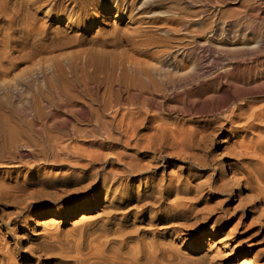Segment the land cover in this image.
<instances>
[{
  "label": "bare ground",
  "instance_id": "1",
  "mask_svg": "<svg viewBox=\"0 0 264 264\" xmlns=\"http://www.w3.org/2000/svg\"><path fill=\"white\" fill-rule=\"evenodd\" d=\"M205 1L0 0V264H264V0Z\"/></svg>",
  "mask_w": 264,
  "mask_h": 264
},
{
  "label": "rangeland",
  "instance_id": "2",
  "mask_svg": "<svg viewBox=\"0 0 264 264\" xmlns=\"http://www.w3.org/2000/svg\"><path fill=\"white\" fill-rule=\"evenodd\" d=\"M202 1H205V0H202ZM208 1V2H207ZM207 1H205L206 3H212L213 2V0H207ZM210 1V2H209ZM215 1V0H214ZM231 13H234V14H232V15H234V17L231 15ZM231 13H229L231 16H229V14H227L228 16H229V18H231V19H229L228 18V20L231 22V25L232 26H234V27H243V26H257V27H259V28H261L263 31H264V22L260 19V18H255L254 16H251V14H249V12L248 11H246V10H238V13H237V11H234V12H231ZM44 15V13L43 12H39V17H42ZM236 17V18H235ZM233 18H234V20H233ZM260 19V20H259ZM251 36L250 37H252L253 39L256 37L254 34H250ZM29 61V62H28ZM27 63V64H26ZM28 63H29V65H28ZM24 64H26V65H23V66H25L26 67V69H28V67L29 66H31L32 64H31V62H30V60H27V62H24ZM28 65V66H27ZM32 68H33V65L31 66ZM31 67H29V69H28V71H30L31 70ZM23 70H20V72L18 71V73L19 74H21L20 75V77H19V79L21 78V76H24V74L26 73V72H28L26 69L24 70V67L22 68ZM23 71V72H22ZM24 73V74H23ZM35 77H36V79L37 80H35V77H34V81L36 82V87H35V82L32 80H30L28 83H27V80L26 79H24L25 78V76L24 77H22L21 79L23 80V81H21L20 82V87H18L19 86V84H18V86L16 85V90H20L19 91V94H22L23 95V90H25V93H27V94H29L28 96H27V94L25 95L24 94V96H23V98H21L22 97V95H20V96H17L15 99L13 98V100H14V102H15V104H16V101L18 100L19 102H17V104L18 103H23L24 102V99L27 101V102H25V104L27 103L28 104V106H30V107H34V105H35V103H32V102H34L33 100H31V99H33V95L32 94H37V93H39V88H41V86H42V88H41V90L42 89H44L45 87H46V83H45V81H44V79H43V77H41L40 75L38 76V73L37 74H35L34 75ZM39 78H38V77ZM41 79H43V80H41V81H43V85H42V82H40V80ZM38 81V82H37ZM34 82V85L33 86H31L32 85V83ZM40 82V83H39ZM22 83H24V86L22 85ZM25 83H26V85H25ZM29 83H31V85H29ZM40 85V86H39ZM22 86H23V88H22ZM29 86H31L32 87V89H33V87H34V89L32 90L31 89V87L29 88ZM27 89V91H26V89ZM19 88H22V89H19ZM38 88V89H37ZM30 89V90H29ZM36 89V90H35ZM21 90L23 91L22 93H21ZM29 90V91H28ZM36 91H38V92H36ZM33 92V93H32ZM36 92V93H35ZM41 92V91H40ZM32 95V96H31ZM18 97H19V99H18ZM31 99H30V98ZM27 98L29 99V100H27ZM20 100H21V102H20ZM22 100H23V102H22ZM29 103H30V105H29ZM32 103V104H31ZM16 104V105H17ZM26 104V105H27ZM19 105V104H18ZM176 114H166V116L167 117H169L170 119H174V118H176L177 116H175ZM180 117V116H179ZM189 116H183V119H187ZM202 119H204L205 118V116H200ZM200 117H198V118H195V119H199ZM181 118V117H180ZM200 118V119H201ZM71 127V126H70ZM62 128V129H61ZM66 128V130L67 131H70V129H69V127L67 128V126L65 127H63V125H62V127H58V129H61V130H63V129H65ZM61 132H63V131H61ZM71 132V131H70ZM69 133V132H68ZM72 135H73V137H72ZM70 138V139H69ZM74 134L71 132V135H67V138L64 136L63 137V140H62V142L63 143H67L66 145H69L71 148H75V146H77V144L78 145H81V146H84V145H87L88 143L87 142H83V141H81V140H76V138H74ZM66 139V140H65ZM65 144H63V145H65ZM32 156H30L29 157V159L27 158L26 159V161L28 160V161H30V163H32L33 162V160H34V167L32 168V170H34V171H37V169L38 168H42V170H44V167L46 166V164H44V162H39V158H36V157H33L32 159ZM38 160V161H37ZM32 161V162H31ZM39 163V165H37ZM44 165H43V164ZM30 165H32V164H30ZM35 168V169H34ZM50 181H53V180H50ZM49 181V182H50ZM47 187V186H46ZM91 190H93V188L91 189ZM54 190L52 189V188H47V189H45L44 191H43V197H42V200H31V202L32 203H30L29 204V208L28 209H26L25 211L27 212V211H30L31 209H33V210H38V209H50V210H52V209H57V208H59V207H63L64 206V204H66L67 202H70V199H72V197H71V195L70 196H68L69 195V193L68 192H70V191H59V195H61V197L60 198H58V199H50L51 197L50 196H52V194H54V192H53ZM45 194H46V196H45ZM45 198V199H44ZM39 199H41V198H39ZM44 199V200H43ZM32 204V205H31ZM38 204V205H37ZM230 204L231 205H234V201H230ZM33 206V207H32ZM35 208V209H34ZM241 217V213H239L238 215H234V217H233V219L231 220V222H228V226L225 228V230L226 231H234L235 232V227L237 226V221L239 220V218ZM252 219V214H249V215H246V216H244L243 217V221L244 222H246V224H244L243 226L242 225H240L239 227H238V231H237V233H236V235L237 236H239L240 238H244V239H246V241H247V243L248 244H253V246L250 248V246H248V247H245L246 249H251V250H254V251H256V250H258V249H260V248H262V247H264V239H263V234H262V232H260L259 231V228H258V226H257V224H254V223H252L251 220ZM199 242H201L202 241V239L201 240H198ZM197 241V242H198ZM248 255H249V252H247V251H244V252H242V253H240V254H238L237 256H234L233 258H228L226 261H225V264H238L239 262H241V261H243L246 257L248 258ZM230 257V256H229ZM246 258V259H247Z\"/></svg>",
  "mask_w": 264,
  "mask_h": 264
}]
</instances>
